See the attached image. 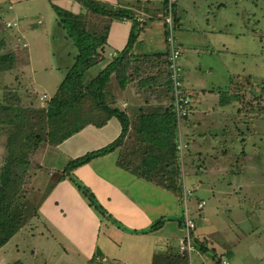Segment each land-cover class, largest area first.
<instances>
[{
	"label": "rangeland",
	"instance_id": "obj_1",
	"mask_svg": "<svg viewBox=\"0 0 264 264\" xmlns=\"http://www.w3.org/2000/svg\"><path fill=\"white\" fill-rule=\"evenodd\" d=\"M57 1L0 0V53L12 51L15 56L13 68L0 71V102L5 104L3 94L11 91L10 96H13L10 101L15 102L13 105L38 109L52 96L63 79L71 64L69 57L66 58L71 45L57 28V14L51 4L71 10L74 8L67 1ZM98 1L110 6L114 0ZM160 3L159 0L150 2L148 6L156 5L158 10L151 8L153 12L147 17L149 20L146 19L145 27L136 37V40H143L141 47L148 51H162L166 47L164 10L159 7ZM174 14L181 21V26L174 31L179 47L177 38L186 39L192 45L194 34L199 37L203 33L212 42L202 40L199 43H203L200 48L202 52L197 55L189 52L186 57H180V66L184 59H189L184 65L192 61L198 68L211 67V73L204 74V83L220 89L216 94L219 102L227 97L234 101L226 109L230 116L227 118V127L220 126L215 131L217 135L202 140L200 144L199 138L200 151H197L193 141L191 144L188 141L189 129L185 127L179 132L181 142L188 144L180 153L183 157L180 162L181 180L188 187L202 188V191H194V195L187 197L188 201L194 199L187 202V209L192 201L195 203L199 200L198 197L204 198L202 217H207L206 222L212 226L203 224V228L212 229L208 243L215 250V254L201 249H198V253L192 251L188 264H213V257L215 263L217 256L224 257L229 264H264V92L260 95L258 89L261 87H257L264 79V0H177ZM6 22L11 26L7 27ZM113 39L120 44L122 33L119 32ZM102 65L104 62L89 67L85 71V78L96 75ZM114 82L108 84V90L114 87ZM124 90L122 93L126 94ZM137 95L136 100H151L149 94ZM155 95L167 97L161 87L156 88ZM113 97L118 106L119 99ZM149 102L151 104L153 100ZM133 103L138 107L137 102ZM37 116L29 118L32 124H39ZM110 119L112 125L108 130L119 123L115 117ZM7 128L0 123V167L6 156ZM95 130L90 126L83 131V134L89 133L87 140L78 130V133L64 140L60 149L48 148V144L40 143L29 151V167L22 183L25 194L19 197V205L17 203L16 206L23 212V224L0 246V264L105 263L102 260L85 262L80 259L75 248L67 243L55 227L43 225V216L39 217L38 214L42 197L59 177L57 169L62 168L65 159H68L64 154H71L70 158L81 155L109 138L110 134L100 136L92 133ZM189 146L195 154L192 151L194 155L187 163L184 159L189 157L186 155ZM196 152L201 154V159L203 157L202 164L205 163L201 173L196 167L199 162ZM212 169L213 173L203 175L202 172ZM197 211L200 210L196 208ZM194 216L197 218L199 215L194 213ZM118 228L125 230L121 226ZM109 233L117 234V237L111 238L118 246L127 245L128 237L104 225L100 229L99 245L102 240L105 241L103 235ZM153 250L156 251L152 257L153 263L159 264L162 253L155 247ZM150 251L147 249V254ZM130 258L133 259L132 263L129 261L130 264H146L144 262L150 260V255L143 254V263ZM112 264L118 263L112 261Z\"/></svg>",
	"mask_w": 264,
	"mask_h": 264
},
{
	"label": "trees",
	"instance_id": "obj_2",
	"mask_svg": "<svg viewBox=\"0 0 264 264\" xmlns=\"http://www.w3.org/2000/svg\"><path fill=\"white\" fill-rule=\"evenodd\" d=\"M167 2L168 0L161 2L165 17L168 15ZM176 2L177 0L171 4V30L174 40L176 39L174 31L179 20L174 14ZM73 4L76 10L51 4L57 14V28L71 45L66 57H69L71 64L52 96L46 99L41 107L33 110L20 107L19 104L13 105L15 102L10 101L13 96H10L11 91L3 94L6 103L0 102V123L8 127L5 144L6 156L0 167V246L5 244L23 224V212L16 206L17 203L19 205V197L25 194L22 191V183L25 181L29 167L27 159L29 151L34 150L40 143L49 146L57 145L84 126L89 124L101 126L111 117H115L120 124L118 136L100 148L70 158L58 170L59 177L55 182L67 179L100 218L107 219L118 227L121 223L101 205L92 190L73 174L75 168L88 163L95 157L118 148L116 160L118 166L177 194L181 203L186 202L185 208L188 202L187 197L194 194V191L182 186L180 162L183 157L179 155L177 149L179 132L186 127V122L193 109L191 103L187 114L180 118L176 116L174 91L167 59L168 24L164 20L166 46L164 53L134 55L131 54V48L141 29V22L135 18V12L132 9L119 6L110 7L98 0H76ZM121 20L131 21L125 46L121 51L114 53L105 67L100 69L96 75L86 79L85 71L104 57L103 50L107 43L111 23ZM14 61V52L0 53V71L12 69ZM157 61L156 70L155 68L154 71L152 70V75L149 74L150 69L148 68L147 76L143 75V78L145 81L152 82L150 86L153 88L161 87L165 90L168 103L159 112L147 111L129 118L119 106L114 105L108 84L112 78H115L118 85L123 87L131 79L130 71L133 67L137 66L142 69V66H145L147 68L151 62L153 64ZM257 87H261L258 89L261 95L264 92V79ZM184 92L187 93L185 86ZM232 97L234 98L233 95ZM230 101L231 98L227 97L220 103L225 105ZM36 115L39 121L37 125L29 120ZM183 136L185 139V134ZM187 145L186 143V147ZM185 190H189L190 194L186 196ZM161 222L162 219L155 220L147 229L140 232L152 231ZM203 248L200 246V249L204 251ZM221 260L220 256L216 257L215 264H221ZM168 264H188V256L180 255L178 259H170Z\"/></svg>",
	"mask_w": 264,
	"mask_h": 264
},
{
	"label": "crops",
	"instance_id": "obj_3",
	"mask_svg": "<svg viewBox=\"0 0 264 264\" xmlns=\"http://www.w3.org/2000/svg\"><path fill=\"white\" fill-rule=\"evenodd\" d=\"M66 1L69 4H72L74 9L76 8L73 4L76 0H58L57 2L63 3ZM150 2H153V0H114L111 2L112 6H110L127 7L132 9L135 12V18L141 22L140 26L143 30L145 27L144 22L146 19L149 20L147 17H149V14L153 12L152 9L155 8V10H158L156 5L148 6ZM159 2H162V0H159ZM158 5L162 8L161 3ZM157 15L158 12L155 14V17ZM163 17L165 16L163 15ZM178 21L176 29L179 28V25L181 26L180 19ZM130 27L131 21L129 20L114 21L111 23L107 35V43L103 50L104 57L101 61H99L104 62V65H102L100 69L105 67L108 59L113 55V53L121 51L125 46ZM140 31L141 29L139 32ZM119 32L123 35V39L120 44L118 43V40H112V38L118 35ZM177 40L182 48L181 57H186L189 52L195 55L199 54V52H202L200 48H202L203 44L199 43L202 40L209 41L207 37H204L203 33H201L199 37L198 34L193 35V40L195 41H193L194 43L192 45L187 42L186 39L177 38ZM142 44V39L133 42L131 54L137 55L165 52V47L162 51H148L141 47ZM186 60L189 59H184L183 65L181 64L184 70V86L187 93H189L193 100V110L189 120L186 122V128L190 130V133L187 134V138L190 144L193 141L198 149L197 151H200V146H198L199 138H201L199 142L200 144L202 143V140L210 138L212 135H217L218 133L215 131L218 130L220 126L226 128L227 118L230 117L226 109L233 101H230V103L225 105L223 103L221 104L216 97V94L219 92L218 89L212 86H207L204 83V74L211 73V67L209 69L198 68L192 61H190L187 65H184ZM157 63L158 61L153 64L151 62L147 68L142 66V69H139L137 66L133 67L130 71V75L132 74L131 79L127 81L123 87L118 85L115 78L110 80L109 83L114 80L116 81L114 82V87L109 88V93L112 96L113 102L115 100L113 96L119 99L117 101V105L128 115L129 118H133L134 115L147 111L159 112L168 103L167 97L165 98L162 96L161 98V96L155 95L156 87L153 88L150 86L152 82L149 80L145 81V78H143V75L147 76L148 68L150 69L149 74L154 71V68L156 70L155 65ZM124 88L126 94L122 93ZM114 91L116 92L115 95ZM138 93L145 95L149 94L153 103L150 104L149 101L151 100L148 99L140 98L136 100ZM153 96H155L154 99ZM133 102H137L138 107ZM161 107L162 109H160ZM110 122L111 119L109 118V120L101 126L89 124L79 130L85 137V140L88 139L89 133L83 134V131L90 126L96 129L95 131H92V133L100 136H107L110 134L109 138L107 137V139L103 140L102 143L93 145L92 149L87 151L100 148L113 141L118 136L120 132V124L116 123L117 128L113 125V127L108 130V127L112 125ZM61 145H64V141L58 143L57 145L48 146V148L60 149ZM211 147L213 146L211 145ZM192 151L193 150H191L189 146L186 153L189 157L184 159L187 163L188 159L195 154V152L193 151V154ZM196 154L199 156V162L196 164V167L199 168L198 171L200 172L205 163L202 164L203 157L201 159V154L198 152H196ZM64 155L68 158L65 159V164L70 159L71 154ZM117 157L118 148L104 155L95 157L88 163L75 168L73 170V174L92 190L101 205L115 220L121 223L122 228L125 230L119 229L118 226L111 223L109 220L100 218L96 215L83 200L81 194L75 186L67 179L56 181L43 197L38 209L39 217L40 215L43 216L41 219L44 223L43 225L46 226V224H49L50 226L55 227L67 243L75 248L77 256L85 262H91V260L97 261L95 259L96 257H104L106 264H112V261L117 262L118 264H130L129 261L131 263L133 262V259L130 258L132 257L136 258L139 263H143L145 261L143 259V254L145 253V256L148 254L150 255V260H147L144 263L154 264L153 254L156 252L153 250L154 247L162 253L159 264H168L170 259H178L180 255H183V253H181L178 249V241L184 234L183 215L185 213V203H181V199L177 196V194L163 189L154 183L118 166L116 163ZM218 165L219 164H217L216 167ZM60 169H57V171ZM213 171L214 170L212 169L209 170V172L206 171L202 173L203 175H207L209 173H213ZM182 186L193 191H202V188L200 187L195 188L194 186H186L183 181ZM198 199L199 200L195 201V203L192 201V204L188 205V209L186 206L187 212L189 210L193 216L190 215L189 212L188 214L195 221V229L193 232L195 253H198L200 246L204 247V251H212L213 253L215 250L213 246L208 243V236L211 235L210 230L212 229L203 228V224H208L206 222L207 217H202L204 205L201 209H199L200 211L195 212L197 203L201 200H205L203 197H198ZM191 200L194 199H190L188 203H190ZM194 213H197L199 216L196 218ZM158 219H162V222L156 229L147 232H140L141 230L147 229L153 221ZM103 225L112 229V231H117L121 235L123 234V236L128 237V241L126 242L127 245L124 247L118 246L116 241L111 238L112 236L117 237L116 233H114V235H111V233L103 235V239L105 241L102 240L99 245V234ZM103 244H105L104 247ZM152 245L153 247L151 248ZM147 249L151 250L148 254L146 252ZM213 254H215V252ZM221 259H224V257H221ZM198 260L200 261V258H198ZM226 261L228 262V260ZM213 264H215L214 257Z\"/></svg>",
	"mask_w": 264,
	"mask_h": 264
},
{
	"label": "built area",
	"instance_id": "obj_4",
	"mask_svg": "<svg viewBox=\"0 0 264 264\" xmlns=\"http://www.w3.org/2000/svg\"><path fill=\"white\" fill-rule=\"evenodd\" d=\"M175 0H168L167 2V12L168 15L165 17V23L168 24V35H167V41H168V68L170 72V78L172 83V88L174 91V103H175V112L177 117H181L188 112V108H191L192 99L191 96H189L186 92L183 93L184 88V82H183V70L181 66L179 65V58L181 57V47L178 46V43L176 39L174 40V36L172 33V17H171V4ZM8 25L7 27H10L11 24L6 22ZM45 95L42 96V98ZM183 144L184 146L182 147ZM186 148V142H181L180 135H178L177 140V149L179 151V155L181 156V152L185 150ZM190 191L185 190V195H189ZM204 205V201H200L197 204V208L201 209ZM194 229H195V221L194 219L188 214L186 208L185 213L183 215V230L184 234L182 237L179 238L178 241V249L181 253L186 254L187 256H190V253L195 250V242H194ZM96 260H102L105 262L104 257H96ZM221 264H228V262L225 259L221 260Z\"/></svg>",
	"mask_w": 264,
	"mask_h": 264
}]
</instances>
